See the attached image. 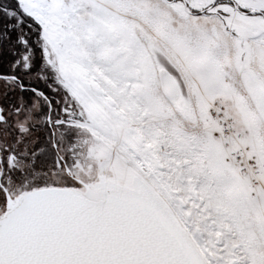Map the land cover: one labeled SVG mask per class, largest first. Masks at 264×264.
Masks as SVG:
<instances>
[{
  "label": "snow or ice",
  "instance_id": "snow-or-ice-1",
  "mask_svg": "<svg viewBox=\"0 0 264 264\" xmlns=\"http://www.w3.org/2000/svg\"><path fill=\"white\" fill-rule=\"evenodd\" d=\"M0 264H264V0H0Z\"/></svg>",
  "mask_w": 264,
  "mask_h": 264
}]
</instances>
